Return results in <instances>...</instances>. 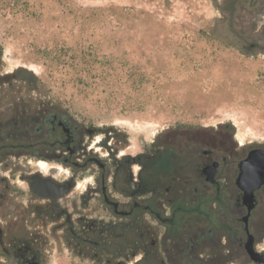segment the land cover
Here are the masks:
<instances>
[{
    "label": "rangeland",
    "instance_id": "1",
    "mask_svg": "<svg viewBox=\"0 0 264 264\" xmlns=\"http://www.w3.org/2000/svg\"><path fill=\"white\" fill-rule=\"evenodd\" d=\"M241 9L240 0H0V92L71 122L82 142L68 170L81 187L92 183L95 159L112 168L109 153L172 147L183 167L200 171L202 152L213 149L221 200L211 209L220 223L233 220L237 162L264 148V50L251 47L264 46V20L238 18ZM203 184L200 193L216 194ZM255 197L250 225L264 232V190ZM46 248L44 264H106L110 254Z\"/></svg>",
    "mask_w": 264,
    "mask_h": 264
},
{
    "label": "flooded vegetation",
    "instance_id": "2",
    "mask_svg": "<svg viewBox=\"0 0 264 264\" xmlns=\"http://www.w3.org/2000/svg\"><path fill=\"white\" fill-rule=\"evenodd\" d=\"M247 1L240 0L238 18L264 20V0H255L252 7H247ZM260 36L263 39L264 32ZM251 47L264 50L259 43ZM8 95L15 97L17 93L0 92V255L4 257L0 264H44L50 242L93 259L107 251L110 254L106 264H112V260L129 264L128 260L136 256L139 258L135 263L142 259L145 264H231L232 260L239 264L240 259L242 264H256L245 251L247 232L253 236L254 251L264 256V248L259 246L264 232L257 224L250 225L255 208L246 231L241 220L246 210L236 186L234 206L238 217L222 223L212 209L210 219L200 217L194 210L184 221L181 210L171 205L173 197H166L181 194L183 184L200 194L199 180L208 183L198 164L190 168L189 178L186 175L183 181V168L187 169L178 162L172 167L173 175L163 173L136 197L133 190L142 187L141 174L149 168L148 162L166 158L144 153L130 157L117 155V151L115 155L108 154L112 156L107 158L112 168L95 159L91 164L97 166L96 175L92 183L84 178L87 187H81L68 170L80 162L75 156L82 139L75 127L51 108L29 107L20 98L10 99ZM216 147L222 152L221 147ZM204 151L206 160L201 161V169L218 161L212 158L213 149ZM227 158L220 156L221 163L226 164ZM41 162L46 163V169L39 166ZM54 162L60 166L49 164ZM136 164L140 165L139 171L134 169ZM209 185L216 188L217 179ZM262 190L264 186L259 191ZM104 210L107 217L102 216ZM215 239L223 251L218 252ZM115 240L125 241V246L116 247Z\"/></svg>",
    "mask_w": 264,
    "mask_h": 264
},
{
    "label": "water",
    "instance_id": "3",
    "mask_svg": "<svg viewBox=\"0 0 264 264\" xmlns=\"http://www.w3.org/2000/svg\"><path fill=\"white\" fill-rule=\"evenodd\" d=\"M207 151H204L206 153ZM219 167L218 161H213L211 164L205 165L201 169V174L208 184L216 182V174ZM237 176L235 178V186L241 192V204L246 210V214L241 218L246 231H248V219L251 211L256 206L255 194L264 186V148L256 147L250 149L245 157L237 163ZM116 205V204H114ZM245 251L253 263H264L262 253L254 251L253 236L247 232V240L245 242ZM28 264H39L38 262L30 261ZM116 264H124L117 262Z\"/></svg>",
    "mask_w": 264,
    "mask_h": 264
},
{
    "label": "trees",
    "instance_id": "4",
    "mask_svg": "<svg viewBox=\"0 0 264 264\" xmlns=\"http://www.w3.org/2000/svg\"><path fill=\"white\" fill-rule=\"evenodd\" d=\"M118 137H120V135H118ZM107 138L108 137L104 138L103 145L105 144ZM155 155L164 156L166 159L151 160L148 162L149 168L144 170V172L141 174L142 187L138 191L133 190V194L136 197L141 196L146 191L145 189L151 185V182L159 179L160 175H162L163 173L173 175L174 168L172 167L178 164V162H181V160L179 159V152L175 151L172 147L161 148L156 152ZM139 156L142 157L143 155ZM173 157H175V159H173ZM153 165L156 166L153 167ZM186 174L190 175L191 170H185V168H183V181L187 179ZM199 182H201V180H199ZM162 192H164L163 189ZM166 197H173L171 205L173 209L179 208L181 210V217L184 221L190 219L191 214L194 210L198 211L200 217L204 219H210L209 210L211 209L212 203L221 200L219 195L215 194L214 196H211L206 194V192L204 191L203 193L196 195L192 190H190L189 186H185L184 184L182 186L181 194H177L175 196L174 193H172L171 195H166ZM136 264H145V262L141 259Z\"/></svg>",
    "mask_w": 264,
    "mask_h": 264
},
{
    "label": "bare ground",
    "instance_id": "5",
    "mask_svg": "<svg viewBox=\"0 0 264 264\" xmlns=\"http://www.w3.org/2000/svg\"><path fill=\"white\" fill-rule=\"evenodd\" d=\"M101 140V139H100ZM98 141H99V139H97L95 142H94V145H96L97 143H98ZM95 147V146H94ZM39 166L40 167H42V168H44V169H46V167H47V165H46V163H44V162H41L40 164H39ZM50 168V167H49Z\"/></svg>",
    "mask_w": 264,
    "mask_h": 264
}]
</instances>
